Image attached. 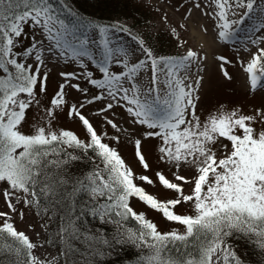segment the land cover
<instances>
[{
  "label": "snow or ice",
  "instance_id": "obj_1",
  "mask_svg": "<svg viewBox=\"0 0 264 264\" xmlns=\"http://www.w3.org/2000/svg\"><path fill=\"white\" fill-rule=\"evenodd\" d=\"M189 4L184 19L199 10L224 44L235 41L240 28L234 25L260 13L240 41L246 58L237 62L251 92L264 88V0ZM238 9L244 10L240 19L230 20ZM67 16L75 20L78 13L65 0H0V264H51L37 254L45 245L59 250L63 264L76 254L91 264L103 254L98 245H110L92 220L114 225L116 244L146 250L134 264H244L233 239H247L264 253V107L246 113L221 104L202 119L206 56L191 49L159 54L136 36L133 48L121 39L130 33L124 26L94 20L85 26ZM215 59L231 80L232 60ZM60 65L57 89L49 93L50 73ZM141 74L149 79L141 82ZM61 118L84 137L60 126ZM151 140L153 161L145 151ZM121 143L133 147L136 163L151 175L137 174L119 152ZM77 163L88 170L74 175ZM157 182L169 198L142 186ZM133 199L177 227L159 230ZM25 209L46 218L39 225L44 239L32 224L27 228L37 241L15 226L13 217L23 221Z\"/></svg>",
  "mask_w": 264,
  "mask_h": 264
},
{
  "label": "rangeland",
  "instance_id": "obj_2",
  "mask_svg": "<svg viewBox=\"0 0 264 264\" xmlns=\"http://www.w3.org/2000/svg\"><path fill=\"white\" fill-rule=\"evenodd\" d=\"M133 4L140 7L148 13L146 21L142 25H134L133 20L126 16H120L113 19V22L130 29L129 34H121V39L131 47H135V42L131 39L132 36H136L138 39L142 38L145 40L146 44L150 46L159 54L164 55H182L185 54L187 50L191 49L198 51L201 55L207 57L205 61L202 62L204 71L201 75L204 76L203 87L199 91L198 95L200 97L198 101V114L203 119L210 111L216 109L221 104L225 106L226 109H231L234 107L241 108L244 112L249 113L254 107H264V88H258L255 92H251L249 86L245 80V74L241 71L240 65L237 62L239 58H246V53L243 51V45L240 43L241 40L248 36V30L256 27L259 23L260 13L257 12L248 19H245L242 25H234V27H239L240 31L235 36V41L233 43L224 44L218 42L216 39V32L211 26V21L208 17L201 15L199 10H195L189 19H184L185 8L191 7L189 0H131ZM208 0H201V3H207ZM259 3V0H257ZM213 5V9H214ZM213 9H205V11H211ZM243 9L237 10V15L233 16L229 14L230 20H239L243 13ZM167 17L165 20L164 17ZM183 25L184 27H178ZM87 26V25H85ZM172 28H176V32H172ZM207 28V32L204 29ZM164 34L170 39L168 40L170 44L164 49L158 45L157 36ZM261 33H256L260 35ZM159 37V36H158ZM180 46H177V43ZM250 46V45H249ZM264 46V45H262ZM255 50V49H253ZM223 55L230 60L232 64L227 66V70L231 75V80L225 79L218 68V62L215 59L216 56ZM64 69L63 65L55 68L50 73L48 80V91L53 93L58 86L59 77L57 73ZM150 76V73H149ZM149 76L141 74V82L147 81ZM78 94L74 91L71 92V96L75 97ZM96 105L94 107H98ZM118 119L123 115L121 110L117 109ZM95 123V121H94ZM60 126L77 131V134L84 137L83 132L77 127V125L66 118L60 119ZM127 126V125H125ZM109 133H112L111 129H106ZM109 142V141H106ZM111 143V142H110ZM156 144L155 140H151L145 143V151L149 157L150 161L154 160L155 153L153 151V145ZM113 147H117L116 144H112ZM118 150L121 153L125 161L133 167L137 174H149L144 173L143 169L138 166L134 159L133 147L130 144L121 143L118 146ZM155 168V163L153 164ZM154 178V177H153ZM145 190L157 197L158 199H166L168 193L158 184L154 185H142ZM132 206L137 211H142L145 213L146 218L152 220L158 225L161 231H172L177 225L168 222L161 213L147 208L140 201L133 199L131 201ZM3 206V200L0 198V207ZM180 214H190V210L186 207H178L175 209ZM25 211V219L21 221L18 216L13 217L15 220V226L20 231H25L33 241H37V237L34 232L27 228L28 224H32L35 228V232L40 233L39 239H44L46 233L40 224L47 222L46 218L41 221L39 218L35 217L34 212ZM50 231V229H49ZM180 231H183L180 228ZM51 232V231H50ZM58 249L49 247L45 245L43 248L38 250V255L42 259L46 258L51 264H63V261L58 258Z\"/></svg>",
  "mask_w": 264,
  "mask_h": 264
},
{
  "label": "trees",
  "instance_id": "obj_3",
  "mask_svg": "<svg viewBox=\"0 0 264 264\" xmlns=\"http://www.w3.org/2000/svg\"><path fill=\"white\" fill-rule=\"evenodd\" d=\"M66 7L71 8L78 13L75 20L73 17L67 16L66 18L75 23L79 21L84 25H87L89 20H94L97 23L102 24H116L113 19L116 17L126 16L133 20V24L138 26L142 25L146 21L148 13L141 10L136 4H133L131 0H65ZM159 36V37H158ZM158 45L161 49H164L170 44L168 41L170 38L164 34L158 35ZM159 49L156 47L155 50ZM89 165L87 164H73L71 172L74 175H80L81 171H87ZM90 219V218H89ZM93 230L97 228L102 229V236L100 239H108L110 245L99 244V250L103 253L100 256L91 259V264H134V262L141 257L146 250L138 249L131 243L116 244L113 241L115 235L114 225H99L95 220L91 221ZM131 227H136L134 222H129ZM50 231L55 232L56 224L52 223ZM234 250L237 252L244 264H264V253L247 239L230 240L229 241ZM76 247L81 251L84 250V246L76 244ZM72 264H82L79 254L71 257Z\"/></svg>",
  "mask_w": 264,
  "mask_h": 264
}]
</instances>
